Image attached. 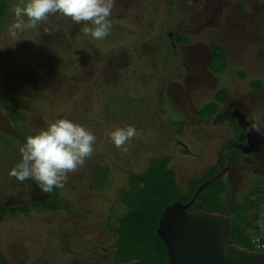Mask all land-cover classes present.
Listing matches in <instances>:
<instances>
[{"label":"rangeland","instance_id":"obj_1","mask_svg":"<svg viewBox=\"0 0 264 264\" xmlns=\"http://www.w3.org/2000/svg\"><path fill=\"white\" fill-rule=\"evenodd\" d=\"M18 3L0 0V252L8 264H114L117 236L109 225L125 210L120 192L131 173L168 157L186 191L232 135L226 123H213L229 96L245 101L264 126V0H116L103 40L58 14L13 36ZM58 119L82 125L96 144L63 189L45 194L9 171L26 137ZM127 126L137 135L124 151L108 133ZM224 183L207 187L206 210L228 200ZM234 186L223 213L233 220L242 204L243 215L258 212L264 223V179L239 172ZM56 190L67 206L43 210ZM252 230L241 246L256 249Z\"/></svg>","mask_w":264,"mask_h":264},{"label":"clouds","instance_id":"obj_2","mask_svg":"<svg viewBox=\"0 0 264 264\" xmlns=\"http://www.w3.org/2000/svg\"><path fill=\"white\" fill-rule=\"evenodd\" d=\"M115 6L116 0H20L12 6L15 20L9 32L16 36L18 32L37 29L50 16L58 14L60 18H70L73 23L84 25L85 36L103 40L111 34L110 18ZM44 31L48 33L50 29L44 28ZM136 135L137 130L132 126L108 133L110 142L124 151H127L125 145ZM95 144L96 136L91 131L70 120L58 119L38 134L26 137L19 148L21 159L9 171V176L21 183L32 180L45 194L63 189L69 174L91 158Z\"/></svg>","mask_w":264,"mask_h":264},{"label":"trees","instance_id":"obj_3","mask_svg":"<svg viewBox=\"0 0 264 264\" xmlns=\"http://www.w3.org/2000/svg\"><path fill=\"white\" fill-rule=\"evenodd\" d=\"M169 161L170 158L168 157L152 159L150 167L146 171L131 173L128 178V186L121 189L120 200L125 210L109 225V229L115 232L117 236L114 245L116 248L114 264H132L133 261L136 264H168L166 244L157 234V227L163 210L166 206L177 201L183 203L191 201L196 196L200 185L207 179H211L215 172L211 170L207 177L194 180L189 190L183 191L177 184L176 172L168 166ZM97 169L99 172L101 168L97 167ZM97 181L102 184L104 175H101ZM207 187L204 190L206 197L202 201L200 209L207 212H222L225 210L226 206L224 207V205L228 206L230 203V199L226 197L228 200H222L223 203H220V206H211L212 208L205 209L203 203L211 195ZM52 195L54 199L46 202L42 207L43 210H58L67 206L60 200V193L57 190ZM263 198L255 204L258 209L263 204ZM196 202H198V199ZM238 205L240 210H237L236 213L228 208L229 211L233 212L234 219L230 218L231 233L226 235V241L241 245L240 242L246 238L248 229L255 228L258 230L255 224L260 215L258 212L252 216L243 215L245 206L236 203L234 208L237 209ZM20 208L21 206L13 207L8 212L15 215ZM5 211V209H2L1 213ZM3 219L4 217L1 215L0 222ZM0 264H8L7 259L1 252Z\"/></svg>","mask_w":264,"mask_h":264},{"label":"water","instance_id":"obj_4","mask_svg":"<svg viewBox=\"0 0 264 264\" xmlns=\"http://www.w3.org/2000/svg\"><path fill=\"white\" fill-rule=\"evenodd\" d=\"M250 128L252 134L260 137L255 127ZM218 179L201 185L196 195ZM194 202L195 198L188 203L177 201L163 210L157 234L166 244L168 264H264V250L226 241V235L231 233L226 214L203 209L189 211Z\"/></svg>","mask_w":264,"mask_h":264},{"label":"flooded vegetation","instance_id":"obj_5","mask_svg":"<svg viewBox=\"0 0 264 264\" xmlns=\"http://www.w3.org/2000/svg\"><path fill=\"white\" fill-rule=\"evenodd\" d=\"M164 96L166 98L169 97L166 94ZM244 102H238L235 98L230 99L229 96L225 101V106L223 105L224 107H220L217 111L218 113L216 112L217 115L214 117L215 120L213 123H226L232 129V135L231 137H223L226 138V141L225 145L219 149V159L213 164H210L201 176L192 178L186 190H189L194 180L207 177L211 170L215 171L212 178L219 177L218 180H226L227 184L224 183V185L230 190L229 199L232 197V192L235 187L234 184L238 181L239 172L251 173L264 179V126L258 123L250 114L251 110H248L249 108L246 102ZM212 120L213 118L210 121ZM183 122L184 124H188L187 121ZM200 122L201 124H207L203 123L202 119H200ZM251 126L256 128L260 137L252 134ZM183 146L186 154H192V151L189 150L187 145L183 144ZM211 179H207L204 183ZM205 197L204 190L194 196L195 202L189 211L200 209V205ZM197 199L198 202H196Z\"/></svg>","mask_w":264,"mask_h":264},{"label":"built area","instance_id":"obj_6","mask_svg":"<svg viewBox=\"0 0 264 264\" xmlns=\"http://www.w3.org/2000/svg\"><path fill=\"white\" fill-rule=\"evenodd\" d=\"M264 206V205H263ZM259 221V220H258ZM255 224L258 228L256 230L255 228L252 230V233H259L258 238L253 239L252 242L254 243V246L256 247V250H264V224L259 221ZM257 231V232H256ZM259 245V246H258Z\"/></svg>","mask_w":264,"mask_h":264}]
</instances>
